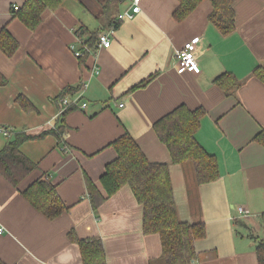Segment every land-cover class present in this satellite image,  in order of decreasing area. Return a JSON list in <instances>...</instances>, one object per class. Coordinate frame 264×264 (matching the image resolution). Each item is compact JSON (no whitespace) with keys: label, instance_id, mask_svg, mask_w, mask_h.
Masks as SVG:
<instances>
[{"label":"crops","instance_id":"obj_1","mask_svg":"<svg viewBox=\"0 0 264 264\" xmlns=\"http://www.w3.org/2000/svg\"><path fill=\"white\" fill-rule=\"evenodd\" d=\"M105 1L65 0L30 31L12 19V8L24 0H0V30L6 27L19 45L12 57L0 52L6 80L0 86V126L14 132L0 134V147L13 134L32 136L19 150L36 164L18 189L0 175V262L82 264L77 244L68 238L72 232L79 240L100 239L106 264H162L160 238L142 233V207L127 186L96 211L88 199L86 180L105 195L100 177L116 157L110 143L126 133L149 162L168 165L178 219L204 224L205 236L194 242L190 264H258L255 246L264 242V147L252 139L264 127V85L252 72L264 65V0H232L234 30L228 35L209 23V0L181 22L172 17L178 0H140L139 13L113 32L109 49L76 59L70 45L79 48L78 38L87 41L90 33L105 31L100 13L92 11L93 4L99 8ZM118 7L111 20L129 3L119 0ZM80 28L86 33L78 37ZM196 38L200 73L177 72L175 52ZM224 73L240 83L231 97L212 84ZM77 87L86 106L58 117L60 96ZM20 99L31 108L23 109ZM179 106L206 112L195 139L216 158L214 182L199 186L189 163L172 165L153 131L156 121ZM59 126L63 142L46 134ZM44 175L69 207L52 221L19 193Z\"/></svg>","mask_w":264,"mask_h":264},{"label":"trees","instance_id":"obj_2","mask_svg":"<svg viewBox=\"0 0 264 264\" xmlns=\"http://www.w3.org/2000/svg\"><path fill=\"white\" fill-rule=\"evenodd\" d=\"M65 0H24L17 10L12 8V19H18L28 30L34 31L42 21L46 11H55ZM203 0H178V7L172 17L176 22L185 20ZM212 12L208 21L222 35H228L234 30V11L232 0H209ZM119 0H106L103 4L99 19L104 21V30H117L122 22L111 20L114 8L117 9ZM113 10V12H112ZM86 30L78 29V37ZM102 32V31H101ZM100 32L90 33L87 43L93 48ZM19 45L10 35L7 28L0 30V52L6 57H12ZM81 60V59H80ZM252 78L264 85V65L256 67ZM152 77L143 80L131 90L145 86ZM6 80L0 75V86ZM225 97L233 96L240 88L238 80L230 73L216 77L213 82ZM80 88L67 89L64 94H76ZM60 99L58 101H60ZM20 104L25 110L31 105L23 99ZM61 106L58 104V109ZM70 108L59 116L63 118ZM203 108L190 110L179 106L153 124V131L158 140L167 148L172 165L191 164L197 185L214 182L219 177L218 164L213 155L208 154L196 141L195 134L200 120L205 115ZM58 120V119H57ZM63 126L50 130L46 134L55 135L59 142H63ZM14 132L10 131L9 135ZM45 134L41 135L43 137ZM34 137L25 133L13 134V140L0 151V175L14 188L19 185L35 169L36 164L20 153L22 143ZM253 142L264 147V127L253 137ZM110 146L116 157L105 166V172L100 177V184L105 195L86 180L88 199L94 211L109 197L122 187L127 186L136 202L142 207V233L144 235H158L161 242L162 264H190L195 258L194 242L205 236L203 223L190 224L182 222L177 217L176 204L173 198L170 181V171L166 164L149 162L136 141L124 133ZM20 195L46 219L54 220L69 210L57 193V185L52 184L46 176L33 181ZM68 238L77 244L82 264H106L103 245L100 239L79 240L70 232ZM258 264H264V242L259 241L255 246ZM0 264H2L0 262Z\"/></svg>","mask_w":264,"mask_h":264},{"label":"built area","instance_id":"obj_3","mask_svg":"<svg viewBox=\"0 0 264 264\" xmlns=\"http://www.w3.org/2000/svg\"><path fill=\"white\" fill-rule=\"evenodd\" d=\"M129 3V8L124 12L120 13L116 17V21L123 22L124 20H130L134 17L135 14L139 13V2L140 0H125ZM17 7H13V10H17ZM113 30L104 31L98 34L97 41L94 47H89L87 41H83L81 38H78V46L76 48L75 45H70V49L73 52V55L76 59H83L86 56L95 55L98 49H109L111 46V36L113 34ZM199 39H194L189 43L184 44V46L175 52V60H176V70L177 72H188L191 74H199L200 68L196 61V44ZM95 74H98V67L94 68ZM85 87V85H83ZM81 92L76 93L72 96H64L60 99L59 104L61 106L58 109V117L61 116L65 110L70 108H84L86 106L85 103L82 102ZM10 129L7 127L0 126V134L3 136H8L10 133ZM237 212L239 214L245 215V211L242 208H238ZM2 232V228L0 227V233Z\"/></svg>","mask_w":264,"mask_h":264},{"label":"rangeland","instance_id":"obj_4","mask_svg":"<svg viewBox=\"0 0 264 264\" xmlns=\"http://www.w3.org/2000/svg\"><path fill=\"white\" fill-rule=\"evenodd\" d=\"M105 2H106V1H105ZM105 2H104V3H105ZM104 3H103V4H104ZM103 4H102V6H103ZM102 6H99V8H98V7L96 8L95 4H93V10H92V11L95 12L96 9H97V14H98V13L101 12ZM94 8H95V10H94ZM113 10H114V15H116V11H117V9L114 8ZM113 10H112V12H113ZM118 10H120L119 7H118ZM96 24H97V23H96ZM8 136H9V135H8ZM6 137H7V136H6ZM3 140H4V138H3ZM3 145H4V144H3ZM2 147H3V146H2ZM2 147H0V149H2ZM189 166H191V165L189 164Z\"/></svg>","mask_w":264,"mask_h":264}]
</instances>
